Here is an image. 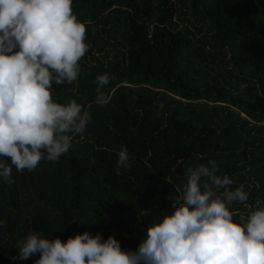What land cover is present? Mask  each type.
<instances>
[{
	"label": "trees",
	"instance_id": "16d2710c",
	"mask_svg": "<svg viewBox=\"0 0 264 264\" xmlns=\"http://www.w3.org/2000/svg\"><path fill=\"white\" fill-rule=\"evenodd\" d=\"M73 11L91 47L78 81L53 87L93 122L59 163L0 183V264H35L39 254L10 259L32 231L65 242L102 232L135 250L187 169L210 160L249 206L264 199V0H74ZM105 73L111 99L100 107L94 81ZM122 147L131 168L117 174Z\"/></svg>",
	"mask_w": 264,
	"mask_h": 264
},
{
	"label": "clouds",
	"instance_id": "9594fccd",
	"mask_svg": "<svg viewBox=\"0 0 264 264\" xmlns=\"http://www.w3.org/2000/svg\"><path fill=\"white\" fill-rule=\"evenodd\" d=\"M74 0H0V183L13 184V169L59 163L93 115L76 99L55 96L53 84L78 81L91 45ZM95 103L110 102L108 74H98ZM117 174L131 168L127 147L118 152ZM172 210L152 218L135 250L115 235L84 231L62 241L29 232L17 240L18 256L35 264H264V199L248 205L244 186L220 174L216 160L187 169ZM244 205L238 212L234 205ZM85 225L87 223H81ZM95 223V222H94ZM0 219V229L6 227Z\"/></svg>",
	"mask_w": 264,
	"mask_h": 264
}]
</instances>
